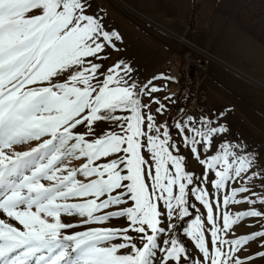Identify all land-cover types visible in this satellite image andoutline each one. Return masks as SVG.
<instances>
[{
  "label": "snow or ice",
  "instance_id": "6c2138e0",
  "mask_svg": "<svg viewBox=\"0 0 264 264\" xmlns=\"http://www.w3.org/2000/svg\"><path fill=\"white\" fill-rule=\"evenodd\" d=\"M90 8L91 0H0V212L23 229L0 218V264H156L157 251L163 253L159 264H187V249L174 236L163 241L164 247L158 243L166 232L160 226L162 216L171 220L177 210L181 219L190 215L186 189L194 182L193 174L185 170L186 158L173 154V149L176 153L180 149L170 143L167 125L157 126L150 114L151 103L158 105L157 113L165 109L152 96L161 89L151 81L138 88L131 76L134 70L123 62L109 68L107 75L100 71L101 64L94 61L102 60L101 53L107 46L115 47L113 40L120 36L105 30L100 17L88 14ZM65 74L63 82H54ZM98 75L104 79L98 80ZM141 95L149 97V104L141 102ZM118 110L130 114L115 115ZM104 121H113L122 134L109 131L88 141L87 135H95L93 126ZM212 123L188 117L186 124L175 125L183 143L205 167L204 178L214 172L216 179L209 182L219 191L245 174L251 173L248 181L259 176L253 171L260 167L258 155L243 152L242 144L225 140L214 155L202 158L212 150L213 138L228 131ZM78 126L87 132H76ZM30 141L42 142L28 151L13 150L14 145ZM145 148L148 156L143 154ZM114 154L110 162L95 163ZM81 157L86 162L78 168L64 163ZM78 175L96 179L85 183ZM45 180L50 183H42ZM249 191L247 186L233 188L223 205L257 203L247 196L237 199ZM191 195L207 209L212 226L211 250L199 216L185 230L203 257L193 264H246L236 253L249 241L264 237V231L237 239H224L220 233L227 235L246 217L264 213L253 208L233 216L225 211L221 226L208 191L193 187ZM129 201L131 206L121 207ZM258 202L264 205V195ZM113 206L117 210H109ZM62 215L81 217L80 225L63 222ZM112 218H126L127 227L65 232ZM129 232L141 234L142 246L137 247ZM128 248L132 251L120 254ZM257 256L264 257V252L247 260Z\"/></svg>",
  "mask_w": 264,
  "mask_h": 264
},
{
  "label": "rangeland",
  "instance_id": "374dc122",
  "mask_svg": "<svg viewBox=\"0 0 264 264\" xmlns=\"http://www.w3.org/2000/svg\"><path fill=\"white\" fill-rule=\"evenodd\" d=\"M88 14L100 17L105 30L115 31L120 36L119 40H113L115 47L107 46L104 53H101L102 60L94 61L101 64L100 71L107 75L109 68L118 62H123L134 70L131 76L138 88L151 81L152 85L161 89L152 96L165 105V109L162 114L157 113L158 105L151 103L150 114L154 116L157 126L167 125L171 136L170 143L179 145L180 149L179 153L173 149V154L183 155L186 158L185 170L193 174L194 182L186 191L190 192L194 216L180 234L189 257L187 264L202 261V253L196 247L195 241L186 235L185 230L189 228L196 216H199L204 225L206 242L210 245L212 226L207 221V209L191 195L193 187H201L208 191L218 225L222 226L221 217L225 211L233 216L253 208L264 213V205L258 202V196L264 195V171H262L264 169V0H91ZM179 36H183L186 42H180ZM174 50L188 53L189 59L200 65L199 70L194 71V75L198 79L200 91L205 96V100L201 102L204 109L203 116L195 117L187 114L184 109L186 94H176V84L171 79H166L169 76L164 67V61ZM254 51L257 55L253 53ZM161 74L166 78L153 79ZM66 77L67 74L60 81L54 82H63ZM103 79L104 76L98 75V80ZM96 83L97 81L94 80L93 84L96 85ZM140 99L143 104H149L148 96L141 95ZM144 111L149 112V109ZM169 112L174 114L177 112L182 116L181 125L187 123L188 117H192L197 122L207 118L213 122L212 126H225L228 131L213 138L212 150L202 154V158L214 155L219 145L225 140L234 145L242 144L243 152L258 155L260 167L254 168L253 171L260 172V175L248 181L247 176L251 173L245 174L243 178L229 181V186L217 191L209 182L216 179L214 172L208 173L207 180L204 178L205 167L198 163L189 151L188 145L183 143L182 135L176 128V123L168 115ZM129 114L119 110L115 113L121 116ZM195 126L200 127V124L197 123ZM93 127L95 135H87L88 141H93L109 131L122 134L121 128L113 121L98 122ZM75 131L86 133L87 128L78 126ZM163 131L164 127H161V133ZM40 142L42 141L14 145L13 150L28 151ZM142 151L148 156L146 148ZM237 151L239 152L240 149ZM115 158L114 154L101 158L95 163L103 164ZM85 162L86 158L83 157L64 161L69 168H78ZM77 179L86 183L96 177L85 178L78 175ZM42 183L47 185L50 182L45 180ZM148 183L151 185V180ZM241 186H247L250 191L239 193L237 199L243 200L247 196L256 200L257 203L224 206V196H230L233 188ZM174 193L178 194V187H174ZM70 202H79V200ZM158 203L160 210L165 212L163 201ZM131 204L132 202L129 201L127 205L121 207L131 206ZM109 210H117V206ZM0 218L6 219L23 230L18 222L8 219L2 212H0ZM61 219L65 223L80 225L81 217L62 215ZM180 219L178 210L171 220L166 215L161 217L160 226L166 229L165 234L158 237L161 247L165 246L164 240L171 239L173 236L176 238ZM127 225L126 218H112L104 224L81 225L67 229L65 232L72 234L89 227L121 229ZM169 225L173 227L169 228ZM260 231H264V216L246 217L233 225L227 235L223 232L220 235L224 239H237ZM128 234L134 238L133 242L137 247L142 246L139 239L141 234L135 232ZM147 234L150 235L151 231L147 230ZM121 242V240L113 241L117 244ZM262 245H264V237H257L244 245L236 253V257L246 261V264H264V257L257 256L254 260H247L249 256L264 252ZM227 247L225 246L226 251ZM131 251V248L121 249L120 254ZM162 256L163 253L157 251L156 264H159Z\"/></svg>",
  "mask_w": 264,
  "mask_h": 264
},
{
  "label": "built area",
  "instance_id": "2783aa9c",
  "mask_svg": "<svg viewBox=\"0 0 264 264\" xmlns=\"http://www.w3.org/2000/svg\"><path fill=\"white\" fill-rule=\"evenodd\" d=\"M199 66L197 62L189 59L188 53L179 50H174L164 61L168 76L176 84V94H186L187 104L184 106L186 113L195 117L203 116L204 113L201 102L205 100V96L200 91L198 79L194 75ZM175 113L169 112L168 115L176 124L183 123L182 116Z\"/></svg>",
  "mask_w": 264,
  "mask_h": 264
},
{
  "label": "trees",
  "instance_id": "16d2710c",
  "mask_svg": "<svg viewBox=\"0 0 264 264\" xmlns=\"http://www.w3.org/2000/svg\"><path fill=\"white\" fill-rule=\"evenodd\" d=\"M186 104H187V101H186ZM187 200H188V207H189V213L190 215L189 216H186L182 219H180L179 223H178V228L176 230V238L177 240H179L184 246H185V243L183 242V240L181 239V230L187 225V222L189 220H191L194 216V211H193V208H192V205H191V202H190V192H189V195L187 197Z\"/></svg>",
  "mask_w": 264,
  "mask_h": 264
},
{
  "label": "bare ground",
  "instance_id": "6f19581e",
  "mask_svg": "<svg viewBox=\"0 0 264 264\" xmlns=\"http://www.w3.org/2000/svg\"><path fill=\"white\" fill-rule=\"evenodd\" d=\"M178 40H179L180 42H182V43L186 42V40H185V38H184L183 36H179V37H178ZM250 48H251V47H250ZM253 53L256 54L255 51H254ZM256 55H257V54H256ZM261 70H262V68H261Z\"/></svg>",
  "mask_w": 264,
  "mask_h": 264
}]
</instances>
